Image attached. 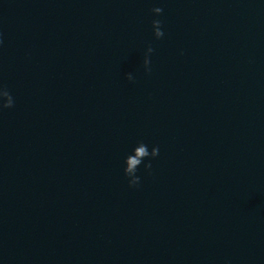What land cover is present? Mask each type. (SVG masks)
I'll use <instances>...</instances> for the list:
<instances>
[{
    "label": "water",
    "instance_id": "1",
    "mask_svg": "<svg viewBox=\"0 0 264 264\" xmlns=\"http://www.w3.org/2000/svg\"><path fill=\"white\" fill-rule=\"evenodd\" d=\"M0 86V264H264V0H0Z\"/></svg>",
    "mask_w": 264,
    "mask_h": 264
},
{
    "label": "clouds",
    "instance_id": "2",
    "mask_svg": "<svg viewBox=\"0 0 264 264\" xmlns=\"http://www.w3.org/2000/svg\"><path fill=\"white\" fill-rule=\"evenodd\" d=\"M163 9L159 6L153 7L152 12L156 16H160L162 14ZM152 28H153V35L154 37L159 40L164 37L165 33L162 29V21L160 19H153L152 21ZM154 49L151 45H149L146 49L144 60H143V66L146 72H151V59L150 56L153 53ZM126 77L129 81L134 80V76L131 72L126 74ZM0 100H3L4 103L0 105V107H12L13 106V98L9 94L8 90L0 86ZM140 143H143L142 141ZM150 156V158H155L159 155V147L153 146V151L150 154H147ZM151 168V163L147 166V169ZM124 175L128 180V184L130 187H139L140 185V176L137 175L136 172H134L132 169H128L124 166Z\"/></svg>",
    "mask_w": 264,
    "mask_h": 264
}]
</instances>
